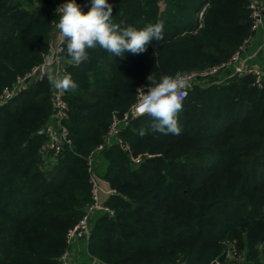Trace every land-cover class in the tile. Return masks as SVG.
Listing matches in <instances>:
<instances>
[{"label":"trees","instance_id":"16d2710c","mask_svg":"<svg viewBox=\"0 0 264 264\" xmlns=\"http://www.w3.org/2000/svg\"><path fill=\"white\" fill-rule=\"evenodd\" d=\"M54 1L0 0V95L45 61ZM250 1L107 0L122 27L162 20L164 39L124 58L89 49L79 66L67 63L64 41L62 64L78 87L65 93L72 143L55 157L42 154L46 137L38 134L55 113L47 75L0 105V264H63L67 233L92 201L88 155L106 140L113 114L131 107L141 85L152 86L149 75L159 82L228 61L252 33ZM257 59L264 68V47ZM253 80L227 67L197 76L178 136L152 132L147 115L120 125L131 152L109 143L94 163L117 191L107 201L115 215L93 213L87 259L74 264L94 256L106 264H233L224 242L234 239L251 264H264V90Z\"/></svg>","mask_w":264,"mask_h":264},{"label":"clouds","instance_id":"9594fccd","mask_svg":"<svg viewBox=\"0 0 264 264\" xmlns=\"http://www.w3.org/2000/svg\"><path fill=\"white\" fill-rule=\"evenodd\" d=\"M90 3L87 12L81 9L76 0H66L56 9L59 20L54 24V31L66 42L69 65L79 66L86 61L89 49L99 47L114 57L124 58L125 53L143 54L153 40L160 42L164 39L162 20L148 23L139 30L131 25L122 27L113 21V6L107 0H90ZM46 75L51 87L59 92L75 91L78 87L72 76L59 68L49 70ZM147 79L152 86L146 92L137 89V116L147 115L152 118V132L180 135L182 128L179 115L187 97V78L177 72L175 75H163L159 82L152 75ZM139 135H148V130L141 128Z\"/></svg>","mask_w":264,"mask_h":264},{"label":"built area","instance_id":"2783aa9c","mask_svg":"<svg viewBox=\"0 0 264 264\" xmlns=\"http://www.w3.org/2000/svg\"><path fill=\"white\" fill-rule=\"evenodd\" d=\"M64 4V0H57L56 9ZM250 10L252 17V33L248 36L240 45L239 49L233 53L231 58L223 62L222 64L212 67L209 70L205 71H194L187 74H183L187 80L189 87L186 89L187 95L189 89L192 87L195 79L199 75H206L210 73L217 72L220 68L224 67H232L233 74L238 75H252L254 80L253 83L259 89L264 90V68L257 63L249 62V56H247V51L250 45L253 43L255 35L264 30V3L259 2L258 0L250 1ZM57 12V11H56ZM203 11L201 12V16L203 15ZM59 14L57 13V19L55 21L58 22ZM63 43L60 36L57 34L56 39V49L53 52V55H46L45 61L36 66L30 73L25 76H19L16 83H14L11 87H6L0 95V105L11 99L16 93H18L21 89H23L27 84V78L30 77L32 79H39L46 75V73L50 70V66L58 63L59 67L63 72H65L64 66L62 64V51H63ZM147 85H141L138 89H143L145 92L147 91ZM66 92H59L54 89L53 97H54V108L55 113L52 118L38 130V134L46 137L45 144L42 148V154L47 157L48 155L57 156L63 148L67 144H71L70 131L68 126L65 124V119L69 116L70 105L65 97ZM139 99V92L137 93L136 101L131 105V107L123 114L119 115L118 112L113 114V122L110 126L106 140L99 145L96 146L94 150L90 152L88 155V164H89V172L90 177L89 181L91 183L92 189V201L87 204L84 216L74 225L66 236V242L68 247L64 251V253L60 256V261L63 264H74L73 259V246L80 240L89 242L90 234H91V225L90 219L94 212L96 211H104L110 216L115 215V210L111 207L107 201L112 194L117 193L116 189H111L107 186H104L103 181L99 178V175L94 169L95 158L98 152L102 151L106 144L118 142L126 149L131 152V146L124 142L121 137L117 135L120 125L125 122L127 123L130 118L136 117L135 105L137 104ZM54 119V120H53ZM141 157L134 158V160L139 161ZM225 260L232 262L233 264H251L250 260L245 258V254L240 251L237 247L236 240L225 241ZM223 263V259L221 257H216L211 260L210 264H221ZM264 263V259H263ZM91 264H106L98 257H93ZM175 264H184V261L178 259Z\"/></svg>","mask_w":264,"mask_h":264},{"label":"rangeland","instance_id":"374dc122","mask_svg":"<svg viewBox=\"0 0 264 264\" xmlns=\"http://www.w3.org/2000/svg\"><path fill=\"white\" fill-rule=\"evenodd\" d=\"M163 6V5H162ZM56 21V20H55ZM54 24H55V22H54ZM260 32V31H259ZM258 32V33H259ZM57 32H55L54 31V27H53V29H52V42H53V40H54V44H53V46H51V50L49 51V53L47 54V55H51V53H52V55H53V52L55 51V49H56V39H57ZM257 64H260V61L257 59V54L256 55H254V58H252ZM261 65V64H260ZM56 67V68H59V69H61L60 67H59V65H58V63H55V64H53V65H51L50 66V70L53 68V67ZM99 169H100V171H102L103 172V167H102V165H100V167H99ZM98 172V171H97ZM98 174V173H97ZM99 175V174H98ZM99 178L103 181V184H104V186H107V187H109V188H111V189H115V188H112L110 185H108V183L99 175ZM84 242H85V244H84ZM84 242H77V244L76 245H74V250H73V259H74V261H78L79 259H87L86 258V252H84L85 251V247L87 246V244H88V242L87 241H85L84 240Z\"/></svg>","mask_w":264,"mask_h":264},{"label":"crops","instance_id":"0c3cea01","mask_svg":"<svg viewBox=\"0 0 264 264\" xmlns=\"http://www.w3.org/2000/svg\"><path fill=\"white\" fill-rule=\"evenodd\" d=\"M57 1V0H56ZM259 2H261V3H264V0H258ZM55 2V1H54ZM56 2L55 3H53V5H52V7L55 9L56 7ZM53 44H54V40H53V42H52V46H53ZM263 47H264V30H261L259 33H257L256 35H255V38H254V40H253V43L250 45V47L248 48V51H247V56H249V62H251V63H256L252 58H254V55H256V54H258L259 53V51L261 50V49H263ZM56 69V67L54 66L51 70H55ZM228 70H230L231 71V73L233 74V68L232 67H228ZM222 75H228V74H226V73H222ZM54 120V119H53ZM82 240H80V241H78V243L79 242H81ZM83 242V241H82ZM77 244V243H76ZM75 244V245H76ZM78 245V244H77Z\"/></svg>","mask_w":264,"mask_h":264},{"label":"water","instance_id":"95a60500","mask_svg":"<svg viewBox=\"0 0 264 264\" xmlns=\"http://www.w3.org/2000/svg\"><path fill=\"white\" fill-rule=\"evenodd\" d=\"M222 69H223V68H220V69L218 70V72L221 71ZM30 80H31V78L28 77L26 81L29 82Z\"/></svg>","mask_w":264,"mask_h":264}]
</instances>
